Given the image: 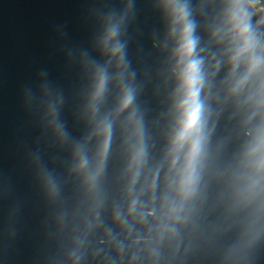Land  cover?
Listing matches in <instances>:
<instances>
[{
    "label": "water",
    "instance_id": "obj_1",
    "mask_svg": "<svg viewBox=\"0 0 264 264\" xmlns=\"http://www.w3.org/2000/svg\"><path fill=\"white\" fill-rule=\"evenodd\" d=\"M182 2L197 50L204 49L207 139L187 220L157 243L149 229L173 180L177 89L175 41L161 0H0V264H264V191H245L240 163L251 109L243 96L229 95L223 47L210 42L223 0ZM110 19L121 20L122 80L101 49ZM97 67L109 81L93 114ZM125 88L134 100L118 112ZM105 118L110 145L90 189L86 176L99 163L96 130ZM138 143L144 162L129 192ZM77 150L89 161L84 172L76 171ZM133 200L153 212L143 224L128 213Z\"/></svg>",
    "mask_w": 264,
    "mask_h": 264
},
{
    "label": "clouds",
    "instance_id": "obj_2",
    "mask_svg": "<svg viewBox=\"0 0 264 264\" xmlns=\"http://www.w3.org/2000/svg\"><path fill=\"white\" fill-rule=\"evenodd\" d=\"M161 7L167 15L170 24V36L174 39L175 67L177 79L175 100V132L169 146L171 165L169 173L173 180L168 185L169 195L160 203L159 214L149 229L156 242L165 237L173 238L178 224L187 220L189 205L198 192L201 179L202 165L205 156L207 139L205 101L202 92L205 89L206 74L204 57L198 51V37L195 24L191 19L192 13L187 3L182 0H161ZM221 12L216 26L210 33V42L223 47V58L228 66V93L233 97L243 96L244 104L249 105L251 112L245 124L252 125L247 133L248 142L241 158V167L245 170V191L258 196L264 191V0H223ZM255 19V23H253ZM121 20L110 19L105 31L101 49L109 61L115 60L116 67L121 69L119 79L123 77V45L116 40L119 34ZM219 62L212 67L215 75ZM109 76L105 67L95 70V87L92 93L90 107L93 114L97 103L102 98ZM134 100L131 88L122 92L118 112L128 109ZM57 102L49 105V112L54 116ZM134 115V112L132 113ZM258 117V120H257ZM131 119V116L129 117ZM253 121H256L253 123ZM97 134L103 138L99 152V163L95 171L86 176V182L95 187V182L102 171L104 159L107 157L111 140L112 124L105 118L97 127ZM134 134H139L138 122ZM78 164L76 171L84 172L89 161L85 153L77 150ZM144 150L137 145L132 153L129 169L133 171L129 192L135 184L136 176L143 165ZM50 191L55 192V183L48 181ZM149 191L155 187V176L148 185ZM264 207V205H262ZM141 224L145 215L151 217L153 212L145 214L143 209L136 207V201L128 209ZM134 238L133 244L140 242ZM151 241L152 236L144 238Z\"/></svg>",
    "mask_w": 264,
    "mask_h": 264
}]
</instances>
